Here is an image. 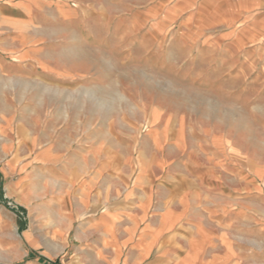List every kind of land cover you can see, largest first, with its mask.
<instances>
[{
  "label": "rangeland",
  "instance_id": "rangeland-1",
  "mask_svg": "<svg viewBox=\"0 0 264 264\" xmlns=\"http://www.w3.org/2000/svg\"><path fill=\"white\" fill-rule=\"evenodd\" d=\"M28 17L35 23L0 61V169L13 161L18 176L31 150L68 152L66 169L81 181L97 172L96 185L111 187L113 210L125 186L146 184L168 202L218 183L223 198L254 202L240 248L259 263L264 6L70 0L58 17ZM7 145L12 160L1 153Z\"/></svg>",
  "mask_w": 264,
  "mask_h": 264
},
{
  "label": "crops",
  "instance_id": "crops-1",
  "mask_svg": "<svg viewBox=\"0 0 264 264\" xmlns=\"http://www.w3.org/2000/svg\"><path fill=\"white\" fill-rule=\"evenodd\" d=\"M69 1L0 0V61L11 58L16 33L35 23L28 16L58 17ZM1 153L17 154L9 145ZM30 153L22 174L13 161L0 169V264H264V249L250 263L240 248L254 202L223 198L218 183L168 202L146 184L130 189L143 191L135 198L125 186L113 210L111 187L96 185L97 172L81 181L78 169H66L68 152Z\"/></svg>",
  "mask_w": 264,
  "mask_h": 264
}]
</instances>
